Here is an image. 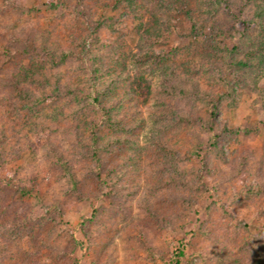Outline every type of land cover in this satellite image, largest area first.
Wrapping results in <instances>:
<instances>
[{"label": "rangeland", "instance_id": "rangeland-1", "mask_svg": "<svg viewBox=\"0 0 264 264\" xmlns=\"http://www.w3.org/2000/svg\"><path fill=\"white\" fill-rule=\"evenodd\" d=\"M124 1L111 2L108 8L95 7L93 21L103 23L96 35L98 43L92 27L76 17L65 0H0V51L20 46V38L56 55L75 51L55 66L48 55L29 53L9 62L0 54V96L12 91L11 75L37 96L49 82L44 90L52 96L35 111L17 98L18 107L5 102L7 109H1V173L12 176V185L0 190V235L9 242L5 264H170L182 245V264H256L264 260V74L256 78V84L247 76L231 97L225 93L217 113V122L227 128L219 138L225 162L212 158L209 167L215 174L211 177L201 172V181L196 175L199 159L189 152L208 136L198 122L178 117L192 120L206 115L205 102L201 96L183 97L177 90L191 91L199 82L201 92L224 91L217 72L208 64V57L215 56L211 45L213 40L219 42L218 38L199 36L192 30L194 22L182 13L177 30L164 35L159 43H143ZM229 1L231 12L222 9L216 17L218 23L235 39L243 32L241 44L264 40L258 27L244 31V21L253 18L252 8L242 14L243 0ZM160 3L166 13H174L167 2ZM176 18L166 21L174 19L176 23ZM76 42L85 43L86 52L76 47ZM108 43L132 54L175 48L164 65L154 60L144 65L127 63L130 71L139 70L150 81L153 98L142 111L144 124L136 132V152L124 145L111 155L122 163L117 170L126 187L121 186L117 195L121 209L114 208L112 200L94 195L98 184L90 172L93 162L85 145L92 113L52 91L55 81L85 89L84 55L104 51L105 63H111ZM201 48L205 49L204 59ZM30 72L40 77L39 83L24 78L23 74ZM39 126L51 129L49 140ZM58 152L78 189L94 198L79 200L72 191L70 172L57 159ZM241 160L246 163L245 174L256 170L252 184L247 185L241 177L226 180L227 172L236 169ZM216 170L225 176L223 182ZM217 182L224 188L218 194L214 188ZM257 184L260 192L253 195L250 190ZM15 187L32 188L33 195L22 196ZM94 210L98 211L95 217ZM149 210L167 218L172 227H162ZM24 217L37 220L18 225L17 218ZM233 257L240 260L231 261Z\"/></svg>", "mask_w": 264, "mask_h": 264}, {"label": "trees", "instance_id": "trees-1", "mask_svg": "<svg viewBox=\"0 0 264 264\" xmlns=\"http://www.w3.org/2000/svg\"><path fill=\"white\" fill-rule=\"evenodd\" d=\"M111 2H118L120 0H65L66 7L73 12V14L87 22L92 27V35H94L96 42L99 43L96 36L102 27V22L93 21V11L97 6H103L108 8L111 6ZM164 2L168 7L174 8V13H166L161 7V3ZM159 5H158V4ZM125 7L127 14L131 17V22L136 29V33L143 43L154 44L159 43L164 35L172 33L177 30V26L181 24L182 19L179 18L182 13L189 17V20L194 22L193 29H196L197 34L204 39L218 38L213 40V45L210 49L215 50V56L208 57V64L211 68L217 72V82L224 86V91L218 92H201L199 90V82L193 90L189 91L183 87H179L177 90L183 97H193L204 100L206 106V115L198 116L195 119H185L178 117L180 121H196L199 123L200 128L207 134L208 138L196 143L193 149L189 152V155H193L194 159H199L200 167L196 168L197 177L203 181L204 177L201 174L207 176H213L215 172L209 167V162L212 158L219 161H224V156L220 155L221 150L219 148L220 136L226 133V124L217 122V113L219 111L222 100L226 93L227 97L233 95L236 86L242 83V80L247 76L253 77V84H256V78L264 74V40L252 43L251 41L241 44V40L244 38L243 32L239 39H235L229 35L224 29L221 23H218L216 17L219 16L222 9H226L231 12V4L229 0H125L122 4ZM114 7V5L112 6ZM241 13L246 14L249 8L253 10V18L245 22L244 31L249 28H260L264 32V0H243L241 4ZM164 11V12H163ZM177 17V18H176ZM176 18V23L174 19ZM113 18L110 17L109 22L112 26ZM107 23V22H105ZM108 24V23H107ZM177 24V26H176ZM210 34V36H208ZM26 38V37H25ZM211 40V39H210ZM20 46L9 48L6 46L5 50L0 51V54L5 55L9 62L18 57L27 56L29 53H36L37 55H48V58L53 66L58 65L66 61V59L74 54V50L61 51L59 55H56L53 50H46L48 48L39 45H33L29 39H19ZM76 47H81L85 50L87 46L85 43H75ZM107 55L112 62L110 68H107L106 59L104 57V51H101L94 55L86 54L85 62L82 64V69L85 73L83 80L87 87L80 89L75 85H61L60 81L53 83L54 87L52 91H56L58 94H64L72 99L77 104L80 110H87L92 113V120L89 126V132L87 141L85 143L89 155L91 156L93 165L90 172L97 179V190L95 191V197L98 199L112 200V206L117 209L123 207L122 203L118 202L117 195L119 194V188L124 187L123 179L117 170L120 169L122 163L120 160L111 158L112 154H115L116 148L127 145L132 147L136 152L137 143L136 132L143 126V108L148 106L153 98V91L150 81L143 75L139 74V70L135 72L130 71L128 62H133V65H144L151 60L158 64H166L172 59L175 53V48L167 49H152L147 53H125L123 48L115 43L107 44ZM52 49V48H50ZM197 49H200L197 48ZM201 48L200 57L205 58ZM205 51V49H204ZM88 52V51H87ZM91 54V53H90ZM106 64V65H105ZM101 67V69H100ZM173 70V69H172ZM40 72V71H38ZM174 76H178V73L171 71ZM41 75V74H40ZM24 78L30 79V83L40 82V77H37L35 72L24 73ZM9 78V84L12 91L0 96V113L1 109H7L9 106L13 108L18 107V100L21 101L28 110H38L43 104L49 102L52 96L44 89L47 85H44L39 96L32 93L27 86L22 84V81L17 79L14 75ZM43 82V80H42ZM47 82V81H46ZM14 98H17L16 100ZM6 102V103H5ZM9 110V109H8ZM38 129L42 131V136L46 139H50V128H44L39 126ZM161 148L165 150L164 145ZM118 150V149H117ZM173 154V151H169ZM59 153V152H58ZM55 153L58 161L70 172L72 177V191L76 193L79 200H90L94 198L88 194H84L77 187V181L73 178L70 171V167L66 164V160L59 153ZM1 158V155H0ZM211 158V159H209ZM216 160V161H217ZM215 162V160H213ZM237 169V170H236ZM236 169L227 172L226 180L240 179L246 182V184H252V175L256 174V170L253 174H245L246 163L242 160ZM217 176H221V170H216ZM221 176V182H223L225 176ZM248 176V177H247ZM12 176L9 174L3 175L1 173L0 163V190L7 189L12 185ZM221 182L216 184V193L218 194L223 190ZM203 183V187L206 184ZM126 189V187H124ZM260 184L252 187L250 193L255 195L260 191ZM20 189V190H19ZM15 191H20L22 196H32L34 189L21 187H15ZM129 193V191H127ZM250 194V195H251ZM216 195V194H215ZM249 195V194H248ZM185 198V196H183ZM150 214L156 219L162 227L171 228V224L167 218L153 213L149 210ZM98 211H93V216L97 215ZM45 217V216H42ZM41 217V218H42ZM23 218V217H22ZM17 218L18 225L27 224L30 221L37 220L36 217L22 219ZM40 219V217H39ZM17 225V224H16ZM207 233L206 231H203ZM87 238L86 234L83 235ZM11 246V245H10ZM0 264H5L7 259L6 252L9 249V242L0 235ZM185 246H180L175 251V261L170 264H182L181 258L185 256ZM221 252H225L222 250ZM213 253L212 255H214ZM222 254V253H221ZM6 260V261H5ZM231 261H239L238 257H233ZM8 262V261H7ZM256 264H264V260H258Z\"/></svg>", "mask_w": 264, "mask_h": 264}]
</instances>
